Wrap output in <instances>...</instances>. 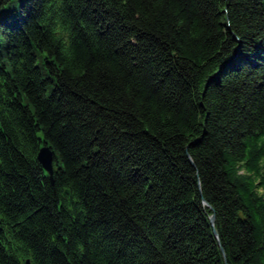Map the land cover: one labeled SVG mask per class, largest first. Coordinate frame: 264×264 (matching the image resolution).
<instances>
[{"label":"trees","instance_id":"trees-1","mask_svg":"<svg viewBox=\"0 0 264 264\" xmlns=\"http://www.w3.org/2000/svg\"><path fill=\"white\" fill-rule=\"evenodd\" d=\"M27 259L264 264V0H0V264Z\"/></svg>","mask_w":264,"mask_h":264},{"label":"water","instance_id":"water-1","mask_svg":"<svg viewBox=\"0 0 264 264\" xmlns=\"http://www.w3.org/2000/svg\"><path fill=\"white\" fill-rule=\"evenodd\" d=\"M37 159L43 166L44 170L48 173L50 180L54 183L55 153L47 143H44V145H42L41 148L39 149ZM204 203L207 204L206 200H204ZM215 218H216V215L212 214L211 215L212 225H214L215 223ZM214 232L216 236L218 237L217 230H214ZM26 263L30 264V260L27 259Z\"/></svg>","mask_w":264,"mask_h":264}]
</instances>
